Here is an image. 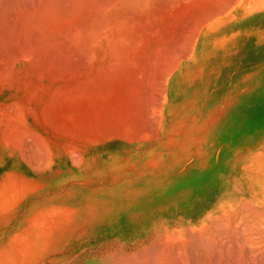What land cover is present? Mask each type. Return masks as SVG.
<instances>
[{
    "label": "rangeland",
    "instance_id": "1",
    "mask_svg": "<svg viewBox=\"0 0 264 264\" xmlns=\"http://www.w3.org/2000/svg\"><path fill=\"white\" fill-rule=\"evenodd\" d=\"M213 35L208 45L212 51L182 66L175 83L164 90L162 107L154 108L159 95L158 87L151 92L158 86L155 75L147 82L156 78L152 88L142 82L147 88L142 90H150V95L144 92L149 99L142 101L146 94L140 91L138 98L130 95L128 108L123 100L109 103L117 114L133 108L125 116L116 114L117 122L125 117L132 126L141 121L142 109L150 117L154 103L160 114L153 111L150 119L155 123L153 117L159 118L160 123H147V128L156 127L147 129V137L103 142L101 160L89 168L87 163L73 164L74 175L63 158L49 166L42 162L45 167L40 162L36 172L22 168L19 178L0 177V264H97L113 253L130 254L152 249L159 240H178L176 230L187 224L194 238L185 245L188 264H264V9L246 13L241 23ZM133 101L145 109H135ZM119 105L125 107L118 110ZM44 123L38 126L44 141L62 144ZM250 167L255 168L253 175L247 173ZM208 206L225 211L222 215L231 220L227 229L216 232L219 241L224 239L214 241L216 246L205 239L206 231L199 235L202 229L183 223L201 216ZM213 216L210 220L216 221ZM215 223L207 227L213 229Z\"/></svg>",
    "mask_w": 264,
    "mask_h": 264
},
{
    "label": "bare ground",
    "instance_id": "2",
    "mask_svg": "<svg viewBox=\"0 0 264 264\" xmlns=\"http://www.w3.org/2000/svg\"><path fill=\"white\" fill-rule=\"evenodd\" d=\"M247 1L0 0V177L13 175L19 178L23 175L22 168L36 172L40 162L49 166L56 160L63 162V158L66 159L65 168L74 175L76 172L72 170L73 164L87 163L89 168V165L101 160L100 150L103 148V142H132L147 137V129L152 130L151 127H155H149L148 124L147 128V123H160L156 117H153L155 123H152L150 117L154 114H151L153 111L158 112V109L155 112L158 106L162 107L163 99H167L164 90L175 83L176 74L182 66L193 58L205 57L212 51V44L208 46L211 35L223 27L241 23L246 13L250 15L264 9V0ZM251 3L254 6H251ZM214 42L217 43V40ZM152 75L157 76L158 80V86L153 85V88L150 84L157 83L156 78L155 82L149 81L154 82L150 83V86L147 83ZM137 79H141V83ZM142 82L145 87L152 88V93L155 92L153 89H159V95H155L157 99H150H154L157 105L154 109V103L152 107L149 104L150 122H145L148 120L147 112L142 109L144 106L137 108L136 101L131 104L135 105H132L135 109L140 108L139 111L142 109V114L139 115L141 121L136 126L134 123L137 120L132 126V121L127 118L130 120V123H127L125 117V122H117L118 114L126 109H123L124 105L123 108L119 105L118 110L122 108L123 111L117 114V109L114 110L115 104H120L122 100L123 104L128 101L130 103V95L138 98L140 91L147 90ZM138 92L139 95H136ZM144 92L147 91L142 94H146ZM147 94L140 99H149ZM116 95L120 96L117 98ZM129 103L125 104L126 108ZM138 103L142 105L141 101ZM129 111L127 109L126 113L129 114ZM134 112L132 111L136 114ZM41 121L45 122V127L51 130V135L62 144L44 141L38 128ZM152 132L155 134V131ZM156 133L158 134L157 131ZM41 163L40 166H46ZM251 170V173L249 169L247 171L249 175L256 172L255 168ZM252 179L250 176L249 180ZM207 208L198 218L186 216L188 219L183 223H189L190 226L193 224L198 230L202 229L198 234L206 231L205 239H209L210 243H217L219 235L216 232L222 230L219 228L228 227L231 220L227 215H222L225 211L214 207L207 211ZM213 215H216V221L210 220ZM214 222L216 223L213 225H217L215 227L219 230L214 226V230H210V226L207 227L209 223L212 226ZM245 222L243 226H246ZM186 227L189 228L188 224L185 228H176L178 240L175 241H179L177 245L174 243L176 246L172 244L175 239L173 234L172 238L168 237L173 239L170 240L172 245L167 244L170 241L164 243V239L162 242L159 240V245L156 244L152 249L143 247L135 253H113L97 264H186L185 245L188 243L189 246V241L194 239L189 232L190 228L187 230ZM226 231L222 232L225 234ZM216 243L214 242V245Z\"/></svg>",
    "mask_w": 264,
    "mask_h": 264
}]
</instances>
